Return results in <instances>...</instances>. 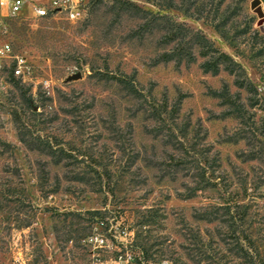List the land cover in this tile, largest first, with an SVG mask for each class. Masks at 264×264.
Segmentation results:
<instances>
[{"label": "rangeland", "instance_id": "rangeland-1", "mask_svg": "<svg viewBox=\"0 0 264 264\" xmlns=\"http://www.w3.org/2000/svg\"><path fill=\"white\" fill-rule=\"evenodd\" d=\"M172 22L242 74L205 72L197 47L194 63H156ZM4 42L0 264L126 251L130 264H264V0H89L78 21L27 10L0 15ZM107 74H134L139 93Z\"/></svg>", "mask_w": 264, "mask_h": 264}, {"label": "built area", "instance_id": "built-area-1", "mask_svg": "<svg viewBox=\"0 0 264 264\" xmlns=\"http://www.w3.org/2000/svg\"><path fill=\"white\" fill-rule=\"evenodd\" d=\"M89 0H0V15L16 16L31 10L37 17H49L62 14L66 19L78 21L85 17ZM11 47L8 42L0 46V62L10 57ZM14 74L28 78L32 74L26 60L18 58ZM85 243L96 247H109L110 240L104 235L90 234L84 238ZM135 256L131 251L120 253L116 257H104L101 252H95L91 264H130Z\"/></svg>", "mask_w": 264, "mask_h": 264}, {"label": "trees", "instance_id": "trees-1", "mask_svg": "<svg viewBox=\"0 0 264 264\" xmlns=\"http://www.w3.org/2000/svg\"><path fill=\"white\" fill-rule=\"evenodd\" d=\"M171 24L173 26L168 29V36L166 38L167 42H175L176 46L173 50L164 52L159 55L155 59L156 63L170 62L173 60H175L178 64H181L183 61H186L187 63H194L197 61V56L194 52L195 47H197L198 53H200L204 57H208V59L202 64V67L205 72H212L213 74H218L221 70H226L229 73L237 76L242 74L241 65L237 61H235L229 54L219 50V48H217L213 43H211L208 38H206L203 34H200L199 31H192V34L189 38H186V36L180 37L179 34L181 33V30L184 29V26L175 22H172ZM106 77L108 79L118 81L134 93H139V90L135 85L134 74H107ZM236 83L238 86L245 87L249 91L254 90L253 84L245 78H237ZM223 92L225 94L228 92L227 87H225ZM223 92L214 91L213 93L214 95L221 96V93Z\"/></svg>", "mask_w": 264, "mask_h": 264}, {"label": "water", "instance_id": "water-1", "mask_svg": "<svg viewBox=\"0 0 264 264\" xmlns=\"http://www.w3.org/2000/svg\"><path fill=\"white\" fill-rule=\"evenodd\" d=\"M256 3H258V1H256ZM82 77V74L81 72H78V73H75V74H72L71 76H69L67 78L68 81H72V80H75V79H79Z\"/></svg>", "mask_w": 264, "mask_h": 264}]
</instances>
